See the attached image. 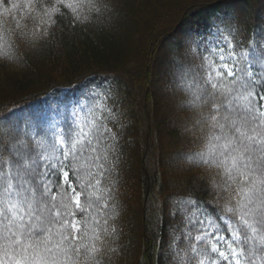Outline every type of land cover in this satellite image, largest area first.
<instances>
[{
  "label": "trees",
  "instance_id": "obj_1",
  "mask_svg": "<svg viewBox=\"0 0 264 264\" xmlns=\"http://www.w3.org/2000/svg\"><path fill=\"white\" fill-rule=\"evenodd\" d=\"M42 2L51 7L56 0ZM97 2L102 8L98 18L74 23L62 8L64 15L55 13L50 28L40 25L38 17H27L26 0L0 3V35L7 31L4 39L18 54L0 57V158L10 159L17 149L36 156L43 152L41 144L78 130L98 111L97 105L109 103L119 116L113 129L119 143L115 168L106 181L111 187L106 215L114 213L109 223L118 232L109 243L118 252L105 264H172L167 244L173 230L181 238L177 247L188 245L181 231L185 209L179 202L199 199L201 211L207 210L204 215L216 217L215 200L205 191L210 172L187 159L197 147L192 138L198 114L186 108L189 97L177 85L184 71L199 70L200 54L207 55L185 21L193 12L203 15L211 37L227 36L251 52L264 46V0ZM92 77L110 81L115 97H86L85 109L75 118L66 95L60 103L59 128L42 109V101L57 91L81 88ZM17 137L27 142L26 148ZM219 234L231 238L227 231Z\"/></svg>",
  "mask_w": 264,
  "mask_h": 264
},
{
  "label": "snow or ice",
  "instance_id": "obj_2",
  "mask_svg": "<svg viewBox=\"0 0 264 264\" xmlns=\"http://www.w3.org/2000/svg\"><path fill=\"white\" fill-rule=\"evenodd\" d=\"M23 7L49 28L55 13L64 15L62 8L79 24L102 13L97 0H56L51 7L26 0ZM6 35H0V57L18 58ZM224 39L215 59L200 54L199 70L184 71L177 85L189 97L186 108L198 114L197 147L187 159L209 170L205 191L215 200L216 217L204 215L199 199L179 202L185 209L181 231L190 243L178 248L173 230L167 244L172 264H264V46L249 52ZM97 109L78 130L41 144L36 156L17 149L10 159L0 158V264H105L118 252L109 243L118 229L109 223L114 213L106 215V181L118 159L113 129L119 116L107 104Z\"/></svg>",
  "mask_w": 264,
  "mask_h": 264
},
{
  "label": "rangeland",
  "instance_id": "obj_3",
  "mask_svg": "<svg viewBox=\"0 0 264 264\" xmlns=\"http://www.w3.org/2000/svg\"><path fill=\"white\" fill-rule=\"evenodd\" d=\"M185 25L186 30L191 31L198 38V44L201 45L202 53H205L207 56L216 55V50L226 43L223 38L210 36V34L214 33L210 28L209 22L203 15L193 12L190 14L189 19L185 21ZM67 92L66 90L57 91L48 98H45L41 104L44 112L50 115V118L59 128L62 125L60 103L66 95L69 94L71 97L75 118H78L80 111L85 109L86 97H97L99 94H106L112 98L115 97L112 83L103 77H92L84 83L83 87H75L68 93ZM106 101L107 99L104 100V102ZM108 104L109 103H107V105ZM114 110L117 111L116 108H114ZM25 144L27 145V142H25ZM180 239L179 237L178 241ZM185 243L188 244L190 241L186 238Z\"/></svg>",
  "mask_w": 264,
  "mask_h": 264
}]
</instances>
